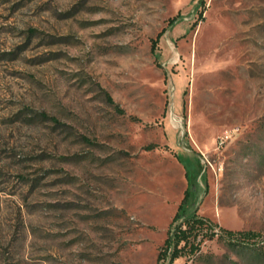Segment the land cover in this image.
<instances>
[{
  "label": "rangeland",
  "instance_id": "rangeland-1",
  "mask_svg": "<svg viewBox=\"0 0 264 264\" xmlns=\"http://www.w3.org/2000/svg\"><path fill=\"white\" fill-rule=\"evenodd\" d=\"M187 188L255 235L174 264H264V0H0V264H158Z\"/></svg>",
  "mask_w": 264,
  "mask_h": 264
},
{
  "label": "trees",
  "instance_id": "trees-1",
  "mask_svg": "<svg viewBox=\"0 0 264 264\" xmlns=\"http://www.w3.org/2000/svg\"><path fill=\"white\" fill-rule=\"evenodd\" d=\"M179 15L168 20L173 23ZM166 30L164 27L152 41V50L156 48V44ZM111 98V97H110ZM111 101L112 98H111ZM190 198V189L184 192L177 210L169 224L167 236L159 248L157 263L158 264H174V261L183 256L192 257L201 250L202 244L206 239H212L216 236L225 234L231 241H237V237L250 239L254 237L251 231H235L222 226L217 221L198 213L186 212V205Z\"/></svg>",
  "mask_w": 264,
  "mask_h": 264
}]
</instances>
